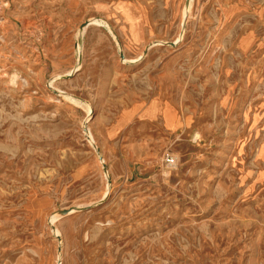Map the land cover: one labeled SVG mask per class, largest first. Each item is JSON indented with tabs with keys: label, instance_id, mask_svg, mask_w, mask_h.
I'll return each mask as SVG.
<instances>
[{
	"label": "rangeland",
	"instance_id": "obj_1",
	"mask_svg": "<svg viewBox=\"0 0 264 264\" xmlns=\"http://www.w3.org/2000/svg\"><path fill=\"white\" fill-rule=\"evenodd\" d=\"M0 8V264H264V0Z\"/></svg>",
	"mask_w": 264,
	"mask_h": 264
},
{
	"label": "crops",
	"instance_id": "obj_2",
	"mask_svg": "<svg viewBox=\"0 0 264 264\" xmlns=\"http://www.w3.org/2000/svg\"><path fill=\"white\" fill-rule=\"evenodd\" d=\"M143 113V109L137 110V109H126L123 110L117 117L115 122L112 125H109L105 128L106 135L109 136V133L114 130L123 129L129 122V117H131L134 113Z\"/></svg>",
	"mask_w": 264,
	"mask_h": 264
},
{
	"label": "bare ground",
	"instance_id": "obj_3",
	"mask_svg": "<svg viewBox=\"0 0 264 264\" xmlns=\"http://www.w3.org/2000/svg\"><path fill=\"white\" fill-rule=\"evenodd\" d=\"M186 16V15H185ZM91 24H93V23H91ZM87 25H89V24H87ZM152 44V43H151ZM176 44V43H175Z\"/></svg>",
	"mask_w": 264,
	"mask_h": 264
},
{
	"label": "built area",
	"instance_id": "obj_4",
	"mask_svg": "<svg viewBox=\"0 0 264 264\" xmlns=\"http://www.w3.org/2000/svg\"><path fill=\"white\" fill-rule=\"evenodd\" d=\"M0 11H1V8H0Z\"/></svg>",
	"mask_w": 264,
	"mask_h": 264
}]
</instances>
